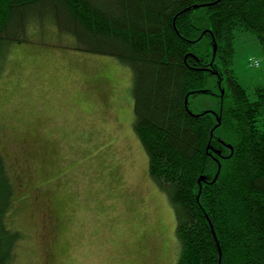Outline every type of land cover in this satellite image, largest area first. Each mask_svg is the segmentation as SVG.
<instances>
[{"label":"trees","instance_id":"trees-1","mask_svg":"<svg viewBox=\"0 0 264 264\" xmlns=\"http://www.w3.org/2000/svg\"><path fill=\"white\" fill-rule=\"evenodd\" d=\"M241 31L264 50V0H0V70L12 45L48 33L116 58L150 178L174 212L175 264H264V86L248 93L232 69ZM199 94L217 109L194 114ZM22 178L0 147V264L23 239L9 224Z\"/></svg>","mask_w":264,"mask_h":264},{"label":"rangeland","instance_id":"rangeland-1","mask_svg":"<svg viewBox=\"0 0 264 264\" xmlns=\"http://www.w3.org/2000/svg\"><path fill=\"white\" fill-rule=\"evenodd\" d=\"M50 35L12 45L0 70V147L26 185L9 217L23 235L11 264H175L174 212L134 131L130 70ZM234 50L239 83L264 86L256 36L237 32ZM217 101L199 94L189 109Z\"/></svg>","mask_w":264,"mask_h":264},{"label":"built area","instance_id":"built-area-1","mask_svg":"<svg viewBox=\"0 0 264 264\" xmlns=\"http://www.w3.org/2000/svg\"><path fill=\"white\" fill-rule=\"evenodd\" d=\"M249 62H250V64H251L252 66L257 67V66H259V62H260V61H259L257 58L251 57V58L249 59Z\"/></svg>","mask_w":264,"mask_h":264},{"label":"water","instance_id":"water-1","mask_svg":"<svg viewBox=\"0 0 264 264\" xmlns=\"http://www.w3.org/2000/svg\"><path fill=\"white\" fill-rule=\"evenodd\" d=\"M215 51H216V45L214 46V54H215ZM217 120H218V124L220 123V119L217 117ZM205 179L203 177H200L199 181H204Z\"/></svg>","mask_w":264,"mask_h":264}]
</instances>
